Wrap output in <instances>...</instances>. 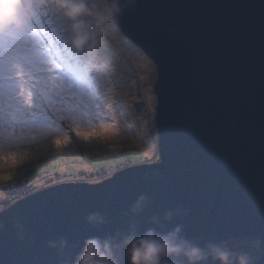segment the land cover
Returning a JSON list of instances; mask_svg holds the SVG:
<instances>
[{"label": "water", "instance_id": "1", "mask_svg": "<svg viewBox=\"0 0 264 264\" xmlns=\"http://www.w3.org/2000/svg\"><path fill=\"white\" fill-rule=\"evenodd\" d=\"M116 26L156 67L159 160L5 207L0 264H59L49 241L98 234L85 224L93 212L115 232L141 195L183 207L191 242H227L264 264V0H134Z\"/></svg>", "mask_w": 264, "mask_h": 264}, {"label": "rangeland", "instance_id": "2", "mask_svg": "<svg viewBox=\"0 0 264 264\" xmlns=\"http://www.w3.org/2000/svg\"><path fill=\"white\" fill-rule=\"evenodd\" d=\"M36 8L34 32L48 39L51 47H59L61 51L67 48L81 57L84 69L90 73L81 92L82 103L77 108L78 115L86 123L81 126L79 120L69 122L67 117L60 118L64 131L58 137L44 138L39 135V128L48 120L47 113L68 110V106L54 109L45 103L33 117L40 120V125L29 126L37 128L36 133H30L36 139H28L18 147L9 148L13 130L9 125L12 114L8 111L6 89L5 119L3 127H0V136L5 142L0 150V200L5 196L2 189L14 179H18V183L7 186L15 188L21 183L27 184L26 196L43 187L61 183H98L107 178L105 175L112 169L124 166L128 161L142 164L158 159L157 132L151 129L150 120V117L152 120L155 117L153 87L157 79L152 61L126 39L116 25L103 33L94 56L89 58L72 49L67 24L55 10ZM52 28L60 29L59 33L53 36ZM138 84L143 89L140 94ZM81 97H78V102ZM102 126L108 131H99ZM92 129L96 131L93 133ZM77 130L80 135H77ZM85 135L88 139L84 138ZM56 139L60 140L59 147L54 142ZM65 159L73 160L74 168H64L62 161ZM55 165L59 167L53 168ZM31 186L35 188L31 190Z\"/></svg>", "mask_w": 264, "mask_h": 264}, {"label": "clouds", "instance_id": "3", "mask_svg": "<svg viewBox=\"0 0 264 264\" xmlns=\"http://www.w3.org/2000/svg\"><path fill=\"white\" fill-rule=\"evenodd\" d=\"M133 3L134 0H0V30L23 31L32 19L34 8L48 7L65 20L72 49L92 58L100 37L116 25L118 18ZM138 88L139 94L141 90L143 92L140 84ZM150 120L151 129L157 132L154 119L150 117ZM157 157V160L143 163H157L159 154ZM131 165L136 164L128 161L105 176L110 178ZM21 185L17 186L20 189L15 192V198L11 192L14 188L7 189L8 198L1 202L0 211L47 188L21 197ZM33 188L31 186V190ZM185 215L186 210L181 206L154 209L151 200L141 195L131 203L115 232L105 231L109 223L107 216L93 212L85 217V224L98 234L87 236L79 244L66 237H57L47 246L59 264H253L251 251L237 250L227 242L198 245L186 239L180 223ZM258 244V241L253 242L250 249L254 250Z\"/></svg>", "mask_w": 264, "mask_h": 264}, {"label": "snow or ice", "instance_id": "4", "mask_svg": "<svg viewBox=\"0 0 264 264\" xmlns=\"http://www.w3.org/2000/svg\"><path fill=\"white\" fill-rule=\"evenodd\" d=\"M37 8L33 9L32 19L23 31L0 30V127L5 119V90L7 89L8 111L12 114L9 125L12 138L9 148L20 146L28 139H36V127L39 119H33L49 106L67 111H50L48 120L39 128V135L44 138L58 137L64 131L60 118L67 117L69 122L79 120L81 126L86 123L78 115L77 108L82 103L81 92L86 87V72L81 57L70 50L62 51L50 46V41L39 32H34L37 20ZM78 97L81 100L78 102ZM96 129H92L94 133ZM107 132L106 127L99 129ZM77 135L80 131L77 130ZM85 139L88 136L85 135ZM55 144L59 147L60 140ZM5 146L0 136V150ZM82 179V177H80Z\"/></svg>", "mask_w": 264, "mask_h": 264}, {"label": "trees", "instance_id": "5", "mask_svg": "<svg viewBox=\"0 0 264 264\" xmlns=\"http://www.w3.org/2000/svg\"><path fill=\"white\" fill-rule=\"evenodd\" d=\"M59 30L60 29H55V28H52V30H51V34L54 36V35H57L58 33H59ZM62 160H64V159H62ZM58 161H61L60 159L58 160ZM62 165H63V167L64 168H74V166H75V163L73 162V160H67L66 161V159H65V161L63 162L62 161ZM57 167H59L58 165H55V166H53V168H57ZM18 179H14V180H11V181H9V182H7L6 184L8 185V186H10V185H15V184H17L18 183V181H17ZM20 180V179H19ZM22 181H27L26 179H23ZM6 185V187H5V189H2L4 192H5V196H4V198H2V200H0V208H1V202H3V201H5V199L6 198H8V192H7V189L9 188L8 186Z\"/></svg>", "mask_w": 264, "mask_h": 264}, {"label": "built area", "instance_id": "6", "mask_svg": "<svg viewBox=\"0 0 264 264\" xmlns=\"http://www.w3.org/2000/svg\"><path fill=\"white\" fill-rule=\"evenodd\" d=\"M21 188H22L23 190L20 192L19 196L23 197V196L25 195V192H26V189H25V188H27V184L22 183ZM19 189H20V188H19ZM19 189H18L17 187H15V188L11 191L12 193H14V194H13V197H14V198L17 197V195L15 194V192H16L17 190H19Z\"/></svg>", "mask_w": 264, "mask_h": 264}]
</instances>
